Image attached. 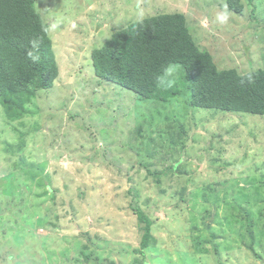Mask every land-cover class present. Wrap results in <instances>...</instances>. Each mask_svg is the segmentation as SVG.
I'll list each match as a JSON object with an SVG mask.
<instances>
[{
    "label": "rangeland",
    "instance_id": "374dc122",
    "mask_svg": "<svg viewBox=\"0 0 264 264\" xmlns=\"http://www.w3.org/2000/svg\"><path fill=\"white\" fill-rule=\"evenodd\" d=\"M35 3L58 75L22 112L0 103V264H264V115L191 108L179 65L175 95L143 99L90 56L129 22L178 12L218 70L263 68L264 0L241 14L223 0ZM132 205L152 221L144 254Z\"/></svg>",
    "mask_w": 264,
    "mask_h": 264
},
{
    "label": "trees",
    "instance_id": "16d2710c",
    "mask_svg": "<svg viewBox=\"0 0 264 264\" xmlns=\"http://www.w3.org/2000/svg\"><path fill=\"white\" fill-rule=\"evenodd\" d=\"M223 1L226 11L242 13L241 0ZM35 4V0H0V103L7 112L24 111L30 98L51 88L58 75L49 26ZM90 56L96 77L143 99L162 102L175 95V83L165 72L169 65H179L191 108L264 115V67L243 74L232 68L218 70L212 55L198 48L182 13L131 21L115 29ZM131 208L142 230L139 253L144 254L153 240L152 221L136 205Z\"/></svg>",
    "mask_w": 264,
    "mask_h": 264
}]
</instances>
